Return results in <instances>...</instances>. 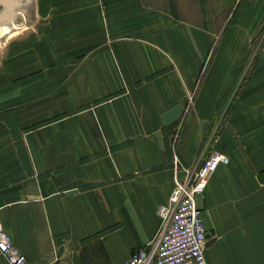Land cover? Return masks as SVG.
Listing matches in <instances>:
<instances>
[{"label": "crops", "instance_id": "0c3cea01", "mask_svg": "<svg viewBox=\"0 0 264 264\" xmlns=\"http://www.w3.org/2000/svg\"><path fill=\"white\" fill-rule=\"evenodd\" d=\"M39 3L0 88V223L27 262L123 264L215 151L206 263L264 264V53L234 87L264 0Z\"/></svg>", "mask_w": 264, "mask_h": 264}, {"label": "built area", "instance_id": "2783aa9c", "mask_svg": "<svg viewBox=\"0 0 264 264\" xmlns=\"http://www.w3.org/2000/svg\"><path fill=\"white\" fill-rule=\"evenodd\" d=\"M226 155L214 152L183 179L174 178L169 203L158 208L159 228L153 238L123 264H207L206 232L196 199L203 195L209 178ZM0 255L8 264H29L0 223Z\"/></svg>", "mask_w": 264, "mask_h": 264}, {"label": "rangeland", "instance_id": "374dc122", "mask_svg": "<svg viewBox=\"0 0 264 264\" xmlns=\"http://www.w3.org/2000/svg\"><path fill=\"white\" fill-rule=\"evenodd\" d=\"M61 4L70 5V0H52L50 8ZM7 5V4H6ZM5 4H0V16L4 19L9 18L8 10ZM13 22L16 24L13 30L0 28V88H5L8 74L11 69L21 67L23 58L21 54L12 55L13 52L22 53L25 49L28 52L37 49L40 32L39 0H18ZM8 7V6H7ZM19 7V8H18ZM7 11V13H5ZM8 16V17H7ZM44 21V20H43ZM25 47V48H24ZM245 47V49L243 48ZM246 50V57L240 65L239 73L234 81L235 86L239 87L237 91L240 94L241 88L249 82L254 69L259 65L260 58L264 53V17L256 26L254 35L246 44H240V51ZM10 68V69H8ZM236 93V94H237ZM233 96V95H232ZM236 96V95H235ZM228 116L229 113H224ZM227 118H224L223 126H226ZM213 151L212 153H214Z\"/></svg>", "mask_w": 264, "mask_h": 264}, {"label": "bare ground", "instance_id": "6f19581e", "mask_svg": "<svg viewBox=\"0 0 264 264\" xmlns=\"http://www.w3.org/2000/svg\"><path fill=\"white\" fill-rule=\"evenodd\" d=\"M4 2L7 4H5L6 7L4 8H7L6 10H8L9 18L4 19L3 16H0V28H8L9 30H13L15 27H17L16 24L13 22V19L17 9V6L15 4H18V0H4ZM5 13H7V11Z\"/></svg>", "mask_w": 264, "mask_h": 264}, {"label": "water", "instance_id": "95a60500", "mask_svg": "<svg viewBox=\"0 0 264 264\" xmlns=\"http://www.w3.org/2000/svg\"><path fill=\"white\" fill-rule=\"evenodd\" d=\"M0 4H6L4 0H0Z\"/></svg>", "mask_w": 264, "mask_h": 264}]
</instances>
